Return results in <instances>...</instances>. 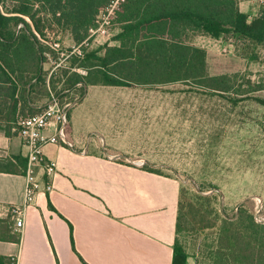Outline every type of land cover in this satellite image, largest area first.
I'll return each mask as SVG.
<instances>
[{"label": "trees", "instance_id": "trees-1", "mask_svg": "<svg viewBox=\"0 0 264 264\" xmlns=\"http://www.w3.org/2000/svg\"><path fill=\"white\" fill-rule=\"evenodd\" d=\"M10 2L12 7L8 6ZM110 2L0 0V97L8 84L9 89L20 90L22 95L29 92L32 98L36 94L42 105L36 110L38 114L50 100L49 87L62 103L68 97L66 91H78L77 98H83L88 85L154 86L195 80L213 91L230 93L240 76H211L207 51L186 40L197 35L214 39L233 35L264 47V11L251 17L241 11V0H127L117 12L120 33L116 40L120 45H105L84 57L76 55L69 62L72 69L84 70L86 75L68 76L69 71L62 70L48 81L50 70L45 66L49 53L55 54L48 41L50 26L62 28L75 45H80L97 27L101 10ZM79 84L83 87L76 90ZM57 86H61L59 91ZM236 91V95L249 97L235 99L234 104L255 101L264 108V97H255L264 91V79L257 83L246 79ZM70 129L69 118L67 131ZM16 162L23 171L16 168V163L0 159V172L25 174L27 161L16 157ZM201 191L189 197L180 189L173 264H188L191 258L179 241L189 218L197 231L213 235L206 238L200 255L194 256L196 264H264V223L257 222L245 204L233 217L224 216L212 206L216 197L202 195Z\"/></svg>", "mask_w": 264, "mask_h": 264}, {"label": "crops", "instance_id": "crops-1", "mask_svg": "<svg viewBox=\"0 0 264 264\" xmlns=\"http://www.w3.org/2000/svg\"><path fill=\"white\" fill-rule=\"evenodd\" d=\"M117 30L108 44L111 47L120 45ZM9 87L0 97V159L16 163L23 171L16 157L27 161V148L15 131L16 122L36 114L42 105L36 94L31 98L29 92L22 95ZM85 88L81 103L92 92L112 93L105 114L109 134L125 135L121 125L136 124V103L113 96L132 87ZM87 120L91 126L85 131L81 122ZM70 122L69 148L61 143L44 148L46 158L56 162L58 170L51 180L40 171L39 180L43 187L51 181L53 189L39 192L26 210L21 231L16 229L12 209L24 203L25 174L0 172V263L173 264L179 180L114 160L115 154H132L114 143L105 145L106 129L92 126L91 116L71 111Z\"/></svg>", "mask_w": 264, "mask_h": 264}, {"label": "rangeland", "instance_id": "rangeland-1", "mask_svg": "<svg viewBox=\"0 0 264 264\" xmlns=\"http://www.w3.org/2000/svg\"><path fill=\"white\" fill-rule=\"evenodd\" d=\"M12 5L8 3L9 7ZM240 7L249 16H258L264 11V0H241ZM104 14L105 10L99 14L100 21H103ZM116 20L117 16L112 19L107 35L94 37L90 39L89 46L82 47L85 55L101 50L111 42L120 28ZM47 31L49 43L60 42L64 52L70 53L75 43L68 32L57 26H50ZM186 42L197 44L207 51L208 73L211 76L239 75L235 90L230 93L216 92L190 80L165 85L132 86L131 89L116 92L113 96L120 101L127 98L129 102L136 103V111H133L137 117L136 124L121 125L126 131L121 136L107 131L109 126H106L105 114L109 113L107 105L111 103L112 93L92 92L83 103L81 98L72 112L89 115L93 120L92 126L105 128V145L114 143L115 147L128 148L132 154L129 157L115 154L114 160L174 177L189 197L197 190H204L201 191L202 195L216 197L212 206L224 216L233 217L238 208L245 204L247 209L254 212L255 218L262 219L264 108L255 101L243 100L234 104V100L249 97L236 95V89L246 79L255 83L264 79V47L233 35L220 39L193 36ZM75 56L66 59L56 52L49 53L45 67L51 72L57 64H61L56 69L57 74L64 70L69 71L68 76L73 73L86 75L83 70L72 69L69 62ZM61 86H57V91ZM82 87L83 84H79L76 90ZM77 92L66 91L68 97L64 102L77 97ZM255 97H264V91ZM81 124H84L82 128L85 131L91 126L89 120ZM110 136L113 137L110 139ZM112 139L115 141L111 142ZM196 226L189 218L185 231L179 236L180 244L191 257V264H195L194 256L200 255L206 238L213 237L212 232L202 233L197 231Z\"/></svg>", "mask_w": 264, "mask_h": 264}, {"label": "built area", "instance_id": "built-area-1", "mask_svg": "<svg viewBox=\"0 0 264 264\" xmlns=\"http://www.w3.org/2000/svg\"><path fill=\"white\" fill-rule=\"evenodd\" d=\"M127 0H111L110 4L105 7L104 19L100 21L98 17L97 27L91 29L90 36L82 44L75 45L70 53H65L61 47L60 42L49 43L51 49L58 53L60 56L68 59L72 55L84 57L82 47L84 45H90V39L108 34V27L111 24L112 19L117 16V12L120 11L121 6ZM99 24V25H98ZM61 66L57 64L53 71L49 73V79L54 75H57L56 69ZM84 71V70H83ZM50 100L44 110L38 114H34L28 117H21L18 120V124L15 127V131L22 139L24 146L27 148V164H26V185L24 193V203L21 207H15L12 209V213L16 218V229L21 231L25 226L26 210L29 206L35 203L37 196L41 190L46 189L52 191L53 183L49 181L46 186H42V182L39 180V172L42 171L50 180L57 174V163L48 160L44 154V148L48 145H56L61 143L62 146L69 148L68 142V124L71 111L75 108L79 98H71L68 102H61L60 96L55 91L51 90ZM55 128L53 132L48 133L52 128ZM256 221L264 223V218L259 219L256 217Z\"/></svg>", "mask_w": 264, "mask_h": 264}]
</instances>
